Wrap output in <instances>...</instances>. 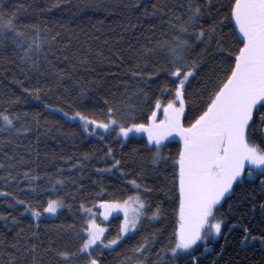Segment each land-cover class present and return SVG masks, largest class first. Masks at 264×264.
Segmentation results:
<instances>
[{
  "label": "trees",
  "instance_id": "16d2710c",
  "mask_svg": "<svg viewBox=\"0 0 264 264\" xmlns=\"http://www.w3.org/2000/svg\"><path fill=\"white\" fill-rule=\"evenodd\" d=\"M0 2L9 15L15 16V22L22 29L27 31L32 25L41 29L43 50L48 52L47 59L41 58L39 66L32 68L19 60L18 50L11 46L0 49V109L7 108L21 115L28 113L26 121H32V117L39 113L40 121L39 126L31 122V131L27 133L13 132V143L6 139L9 133L0 130V164L5 166L0 168V189L14 191L23 198L24 192L29 191L27 182L22 179L26 170L30 169L31 175L40 177L38 183L43 188L50 187V176L62 174L66 179L60 195L66 198V205H70L57 216H44L37 221L30 213H23L22 207H10L12 197L0 195V264H33V257L38 264H61L55 250L74 251L79 243L72 226L75 231H80V204L83 202L91 207L102 190L104 198L126 197L132 192L129 181L138 173H142L139 182L151 188L147 193L148 201L153 208L159 204L163 215L157 221L145 220L138 233L115 251H106L102 264H121L126 256L131 255L132 247L144 237L157 241L149 254L148 264H183L187 256L173 259L170 253L161 251L168 244L174 228L176 204L169 191L172 187L171 160L167 165L153 164L152 152L144 148L146 139L141 136L125 140L122 145L119 138L113 139V133V137L101 143L69 117L77 110L91 112L99 109L106 98L119 100L125 95L130 96L136 88L133 70L147 73L153 70V64L159 66L167 57L159 42L171 40L175 35L169 21L177 23L176 17L185 13L187 0ZM203 2L208 6L204 9L201 26L206 31L213 25L219 29V21L225 15L221 6L227 0ZM222 35L226 42H231L228 28H223ZM53 36L55 40L51 39ZM145 46L157 50L147 64L141 56ZM204 48L203 44L194 48L189 59L201 58L200 77L207 78L216 61L215 42L206 51ZM164 80V75L159 79L154 77L146 90L158 93ZM196 87L197 82L193 81L192 89ZM131 102H136L134 96ZM59 108H63L68 116L60 113ZM254 139L259 141V133ZM108 144L118 159L128 162L125 164L129 170L127 177H121L118 171H98L112 163L110 158L104 157ZM178 147L177 138L168 139L163 143V154L174 157ZM134 149L136 163L130 159ZM77 160L81 163L77 164ZM11 164H16V168H11ZM9 171L17 178L5 183ZM260 181L259 175L246 177L245 182L236 187L232 198L223 204L220 209L225 220L223 232L208 241L213 251L205 256H198L204 248L203 243L198 244L193 255L199 257V264H264V209L261 208L264 184ZM47 198L46 195L39 197L41 200ZM230 204L233 205L231 209ZM5 216L8 218L4 219ZM12 216L16 217L15 221ZM121 221L117 215L106 223L110 229L109 238L117 234ZM246 235L248 238L242 244ZM258 238L262 245L256 240ZM251 239L253 243L247 246ZM32 245H36L34 253Z\"/></svg>",
  "mask_w": 264,
  "mask_h": 264
},
{
  "label": "snow or ice",
  "instance_id": "6c2138e0",
  "mask_svg": "<svg viewBox=\"0 0 264 264\" xmlns=\"http://www.w3.org/2000/svg\"><path fill=\"white\" fill-rule=\"evenodd\" d=\"M207 6L203 0H187L185 13L176 17L177 23L169 21L175 35L171 40L159 42L167 57L159 66L153 64V70L147 73L133 70L136 88L130 96L125 95L119 100L106 98L99 109L77 110L69 117L77 120L85 133L98 138L101 143L107 142L113 133V139L119 138L122 145L137 135L146 136L144 148L152 152L153 164L167 165L171 160L172 187L169 191L176 204L174 228L168 244L161 251L170 253L173 259L187 256L190 264H199L193 255L199 243L202 242L207 251L208 241L222 234L225 220L220 209L232 198L236 187L244 183L246 177L254 175H259L264 184V0H227L221 6L225 15L219 21V29L213 25L206 31L200 21ZM225 27L231 34L230 43L222 35ZM213 41L216 61L211 75L203 78L200 77L201 58L189 59V55L202 44L206 51ZM9 46L18 50L17 56L25 66L32 68L38 67L41 58L46 60L48 56L43 50L41 29L37 25L27 31L22 29L15 22V16L9 15L0 2V49ZM156 51L151 46L141 50L145 64ZM161 75L165 80L159 86V92L146 90L152 79H159ZM193 81L197 82L195 90L192 89ZM133 96L136 102H131ZM58 111L68 116L63 108ZM28 115L0 109V130L9 133L8 143H13V132L31 131V122L39 126V113L32 121H26ZM257 133L259 141L254 139ZM169 137H179L174 157L165 156L162 151L163 142ZM135 152L134 149L130 157L133 163H136ZM104 157L110 158L112 163L98 171H118L121 177L129 175L125 168L128 162L116 157L111 144ZM4 167L0 164V168ZM10 167L16 168V164ZM6 175L5 183L17 178L11 171ZM22 179L29 189L23 198L14 191L0 189V195L12 197L10 207H22L23 213H30L37 221L45 214L57 216L65 207H70L66 205V198L60 195L66 179L62 174L50 176L48 188L38 183L40 177L31 175L30 169L23 173ZM140 179L142 173L129 181L132 192L126 197L104 198L102 190L91 207L83 202L80 204V231H75L72 226L79 243L74 251L55 250L61 264H102L105 252L115 251L138 233L145 220H159L163 209L159 204L153 208L147 199L151 188L143 186ZM41 195L48 198L41 200ZM232 207L230 204L229 208ZM261 208L264 209V204ZM114 213H122L123 220L117 234L109 238L110 229L105 222ZM11 219L15 221L16 217ZM156 242L154 238L144 237L132 247L131 255L121 264H148ZM31 251H36V245H32ZM33 264H38L35 257Z\"/></svg>",
  "mask_w": 264,
  "mask_h": 264
},
{
  "label": "flooded vegetation",
  "instance_id": "af4514ba",
  "mask_svg": "<svg viewBox=\"0 0 264 264\" xmlns=\"http://www.w3.org/2000/svg\"><path fill=\"white\" fill-rule=\"evenodd\" d=\"M223 240H225V239H223ZM253 239H252V241L249 243V241H248V243H247V246H250L252 243H253ZM259 243V242H258ZM245 244V243H244ZM209 247V250L208 251H204V249H205V247L204 248H202V250L200 251L201 253L198 255L199 257H201V256H205L206 254H208V253H211L212 251H213V247L211 246V245H208ZM246 246V245H245ZM222 247H223V244H222ZM221 247V248H222ZM199 257H196V258H199ZM188 258V257H187ZM186 258V259H187ZM185 260V259H184ZM188 262H190V261H188ZM188 262H186L185 264H187ZM191 264H195V262H191Z\"/></svg>",
  "mask_w": 264,
  "mask_h": 264
},
{
  "label": "rangeland",
  "instance_id": "374dc122",
  "mask_svg": "<svg viewBox=\"0 0 264 264\" xmlns=\"http://www.w3.org/2000/svg\"><path fill=\"white\" fill-rule=\"evenodd\" d=\"M74 121H77V120H74ZM77 122H78V121H77ZM137 136H140V135H137ZM144 138L146 139V136H145ZM176 138L179 140V137H176ZM176 138H175V139H176ZM168 139H173V138H172V137H169ZM168 139L165 140L164 142L168 141ZM164 142H163V143H164ZM117 215L120 216L121 219L123 220V214H122V213H114V214H113V216H117ZM45 216L53 217L52 215H49V214H45ZM113 216H112V217H113ZM110 218H111V217H110ZM110 218H109V219H110ZM100 219L102 220L103 218L101 217ZM107 222H108V221H106L105 223H107ZM210 240H213V239H210ZM201 243H202V242H201ZM199 244H200V243H199Z\"/></svg>",
  "mask_w": 264,
  "mask_h": 264
},
{
  "label": "water",
  "instance_id": "95a60500",
  "mask_svg": "<svg viewBox=\"0 0 264 264\" xmlns=\"http://www.w3.org/2000/svg\"><path fill=\"white\" fill-rule=\"evenodd\" d=\"M260 184H261V181H260ZM232 228H233V226L230 227V228L228 229V231H227V233H226L224 239L226 238L227 234L230 232V230H231ZM247 238H248V235H246V237H245V239H244V241H243L242 244H244V243L246 242ZM256 240L259 242L260 245H262L261 239L258 238V239H256ZM251 241H252V239L249 240V243H250ZM249 243H248V244H249ZM208 250H209V248H208ZM208 250H207V251H208ZM204 251H205V249H204ZM205 252H206V251H205ZM188 261H189V258H187L183 264H185V263L188 262Z\"/></svg>",
  "mask_w": 264,
  "mask_h": 264
},
{
  "label": "bare ground",
  "instance_id": "6f19581e",
  "mask_svg": "<svg viewBox=\"0 0 264 264\" xmlns=\"http://www.w3.org/2000/svg\"><path fill=\"white\" fill-rule=\"evenodd\" d=\"M185 260H186V259H185ZM184 262H185V261H184ZM184 262H183V263H184Z\"/></svg>",
  "mask_w": 264,
  "mask_h": 264
}]
</instances>
